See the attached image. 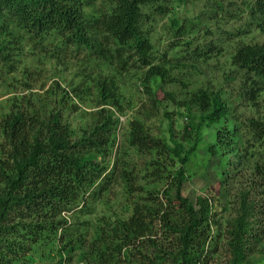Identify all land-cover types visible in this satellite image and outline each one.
Wrapping results in <instances>:
<instances>
[{
  "label": "trees",
  "instance_id": "obj_1",
  "mask_svg": "<svg viewBox=\"0 0 264 264\" xmlns=\"http://www.w3.org/2000/svg\"><path fill=\"white\" fill-rule=\"evenodd\" d=\"M93 1L0 0V35L20 30L36 39L57 36L62 38L61 45L95 49L120 72L138 62L144 70L143 84L155 78L170 82L165 79L167 69L153 64L148 55L151 46L143 29L146 16L142 11L167 13V8L159 3L169 1L178 6L183 0H102L106 7L102 5L98 17L91 19L84 8ZM255 14L261 15L264 23V0H257L251 7V17ZM10 50L19 51L0 45V63L9 61L3 52L11 54ZM231 64L242 73L239 98L255 107L264 92V44H240L231 56ZM96 90L101 104L115 97L111 78L96 81ZM185 105L199 114L187 129L192 133L187 149L182 144L187 134L178 140L172 138L168 144L151 136L139 121L129 122L127 145L148 157L145 167L150 171L140 177L137 172L130 174L122 160H116L112 171L105 175L103 167L93 163L106 147L107 139L103 136L107 123L93 127L89 137L73 141L68 139L67 124L60 122L58 114L42 117L38 109L32 114L27 110L10 111L0 123L3 139L0 241L4 246L11 243L17 247L6 239L7 230H16L18 226L33 243L43 234H54L66 224L60 214L73 208L77 198L84 197L89 187L98 182L90 194L97 198L109 183L117 181L122 182L131 197L130 214L124 219L116 217L111 222H103L89 242L80 237L68 239L62 249L67 247L71 252L75 243L84 246L87 252L80 259L85 264H196L206 239L203 228L208 226L209 210L205 198L198 197L192 203L181 195L187 179L184 168L197 148L198 130L223 120L225 125L215 132V142L224 150L223 154L240 159V164L227 159L230 169L221 170L216 176L223 195L237 201V216L225 223L229 254L226 264H241L243 243L264 238V159H256L249 165L252 158L249 149L263 138L264 123L248 117L227 127L228 104L208 88L191 92ZM207 151L215 154L213 145ZM242 178L248 184L237 189L235 184ZM162 180L167 183L161 191H146L142 186ZM9 211L16 212L17 216L10 218Z\"/></svg>",
  "mask_w": 264,
  "mask_h": 264
},
{
  "label": "rangeland",
  "instance_id": "obj_2",
  "mask_svg": "<svg viewBox=\"0 0 264 264\" xmlns=\"http://www.w3.org/2000/svg\"><path fill=\"white\" fill-rule=\"evenodd\" d=\"M256 2L183 0L174 6L163 1L159 4L167 8V13L153 14L151 9L143 10L146 16L143 29L147 31L151 46L148 55L153 64L167 69L165 79L170 82L155 78L143 84L144 70L135 62L138 59L129 64L133 63V67L120 72L95 49L61 45L62 38L57 36L36 39L20 30L0 35L1 46L19 50H10L11 54L4 51L9 61L0 63V123L10 111L27 110L32 114L38 109L42 117L48 113L58 114L60 122L67 124L68 139L73 141L89 137L93 127L107 123L103 136L107 139L106 147L96 155L93 163L103 167L105 175L112 171L116 160H122L128 172L132 175L137 172L139 177L150 168L145 167L148 157L127 145L129 122L139 121L151 136L164 139L168 144L172 138L178 140L187 134L182 142L187 149L192 141V133L187 129L199 116L193 107L185 105L191 92L208 88L226 100L227 127L248 117L264 123V92L255 107L246 104L239 98L242 73L231 64V56L240 44H264L263 18L250 15ZM102 5L106 7L102 0H94L84 8V13L95 19ZM104 77L113 79L115 97L101 104L96 81ZM224 125L221 120L198 130L197 148L184 168L187 179L181 195L192 203L198 197L205 198L209 210L208 226L203 228L206 239L196 264H226L229 260L224 229L226 220L237 216V201L223 195L216 176L221 170L230 169L227 159L238 164L240 159L236 155L223 154L224 150L215 142V132ZM2 144L0 129V159L3 158ZM211 145L214 155L207 151ZM249 151H252L249 165L256 159L263 160L264 136L255 141ZM244 179L237 181V189L248 184L243 183ZM97 183L89 187L84 197L77 198L73 208L60 214L66 224L54 234H43L33 243L20 226L16 230L8 229L6 240L21 248L11 243L4 246L0 241V264H85L80 259L81 254L87 252L84 246L75 243L71 252L67 247L62 249L68 239L80 237L89 242L103 222H111L116 217L124 219L131 209V197L122 182L109 183L97 198H92L90 194L96 190ZM166 183L162 180L142 186L153 192L164 190ZM8 215L14 218L17 213L9 211ZM247 237L245 234L244 239ZM242 252L244 261L241 264H264V238L243 243Z\"/></svg>",
  "mask_w": 264,
  "mask_h": 264
}]
</instances>
